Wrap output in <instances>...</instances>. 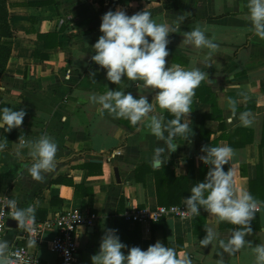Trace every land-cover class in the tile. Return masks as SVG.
<instances>
[{"label":"crops","instance_id":"crops-1","mask_svg":"<svg viewBox=\"0 0 264 264\" xmlns=\"http://www.w3.org/2000/svg\"><path fill=\"white\" fill-rule=\"evenodd\" d=\"M247 5L248 0H8L15 34L5 39L12 54L5 72L0 70V108L24 110L26 116L19 128L9 132L0 128V142L6 145L0 151V199H15L21 207L34 208L39 223L60 211L86 213L92 223L80 227L77 234L82 264H92L91 257L109 229L119 232L124 244L125 229L117 232L118 227L135 228L124 219L127 208L162 206L155 178L162 166L153 167L151 162L154 149L163 146V141L146 127L115 119L90 102V96L108 89L131 92L136 98L145 95L149 101L155 96V92L138 89L137 82L125 80L116 85L108 81L105 70L91 60L92 46L102 35L101 18L110 10L123 9L129 16L149 11L156 22L173 27L183 17L179 30L169 34L166 67H198L208 76L192 100V135L176 138L178 147L165 154V163L171 164L176 177L193 172L199 183L201 168L208 167L199 159L205 154L201 149L229 145L235 155L224 170L232 168L238 192L247 191L261 203L251 221L252 232L246 236L251 244L233 255L224 252L218 241H227L239 226L218 223L203 210L199 216L164 217L153 228L141 224V240L135 239L133 247L140 242L146 250L160 241L175 249L178 257L187 254L192 264H254L252 248L264 244V39L254 33ZM196 27L219 46L209 68L204 63L207 49L183 44L184 32ZM229 98L237 103V115L251 114L250 127L241 126L238 118L228 123ZM156 111L162 110L157 106ZM162 117L165 123L173 118L166 111ZM44 135L58 145L57 165L43 182H37L28 173V149H20L18 143ZM185 198L170 206L184 204ZM203 215L205 222L196 234L194 226ZM8 219L4 234L8 251L22 245L39 264H62L51 249L53 230L45 231L42 241L34 244L16 220ZM208 228L218 233V240L203 247L199 242Z\"/></svg>","mask_w":264,"mask_h":264},{"label":"clouds","instance_id":"clouds-1","mask_svg":"<svg viewBox=\"0 0 264 264\" xmlns=\"http://www.w3.org/2000/svg\"><path fill=\"white\" fill-rule=\"evenodd\" d=\"M248 13L252 29L256 36L264 39V0H248ZM100 32L102 35L92 46L94 55L91 60L105 70L106 79L119 85L123 81L137 82V88L155 92L154 99L149 101L145 95L134 97L131 92L107 90L102 95L89 97L91 103L98 104L115 119L129 121L133 127H146L150 134L163 146L154 149L153 167L165 164V154L169 156L178 144L177 137L188 139L192 135L189 114L196 89L205 80L208 73L198 67L187 69L179 64L166 67L169 56V34L179 30L180 17L175 26L158 23L149 11L137 12L131 16L123 9L108 11L102 16ZM183 44L197 50L207 49L204 59L209 68L213 53L218 49L214 38H209L205 30L196 27L184 32ZM150 38V39H149ZM94 76L95 73H92ZM126 78V79H125ZM159 90V91H156ZM245 99L247 96L245 95ZM157 106L160 113L156 111ZM227 106L231 112L228 123L239 120L241 126L250 127L253 123L247 111L237 115V103L229 98ZM172 115V119L164 122L162 112ZM26 116L24 110L15 111L10 107L0 108V128L6 132L19 128ZM167 133V135H165ZM20 149H28L31 158L28 168L30 178L37 182L46 179L45 174L55 170L57 165V143L49 136H41L36 141H19ZM6 145L0 142V151ZM204 155L199 159L209 166L204 182L191 188V195L184 199L186 213L199 216L201 210L214 216L217 222H227L239 226L227 239H219V246L224 252L233 255L251 242L246 240L251 232V221L259 210L258 202L249 192L237 191L234 186L233 170L227 171L224 166L234 158V150L229 145L210 146L201 149ZM19 155V152L17 153ZM4 208L9 217L18 222V227L30 230L35 223V209L21 207L17 200L8 199ZM218 240V233L213 228L206 229V235L200 243L203 247L212 245ZM36 244V240L31 241ZM124 245L115 229H109L101 239L99 251L91 257L92 264H192L187 254L178 257L175 249L165 246L160 241L150 245L146 250L132 247L125 254ZM9 242L0 238V264H16L9 255ZM255 256L254 264H264V244L252 248Z\"/></svg>","mask_w":264,"mask_h":264},{"label":"built area","instance_id":"built-area-1","mask_svg":"<svg viewBox=\"0 0 264 264\" xmlns=\"http://www.w3.org/2000/svg\"><path fill=\"white\" fill-rule=\"evenodd\" d=\"M7 198L0 199V238H4L9 217L8 209L4 208ZM184 204L175 206H158L155 209L129 206L124 213L125 221L146 224L159 221L164 217H190ZM92 219L84 212L77 210L60 211L44 222H35L30 230H25L26 239L41 242L47 230L55 235L51 241V249L58 254L62 264H82L79 260V244L77 234L80 227L89 225ZM16 264H39L38 258L22 245H15L9 251Z\"/></svg>","mask_w":264,"mask_h":264},{"label":"trees","instance_id":"trees-1","mask_svg":"<svg viewBox=\"0 0 264 264\" xmlns=\"http://www.w3.org/2000/svg\"><path fill=\"white\" fill-rule=\"evenodd\" d=\"M15 32L12 30L9 22V9L8 0H0V70L5 72L7 68L8 61L12 54L11 45L8 44L5 39L13 37ZM2 108V107H1ZM209 171L208 167L201 168V182L205 181L207 173ZM156 187L158 194V202L160 205L170 206L173 204H181L183 197H189L191 195V187L196 184V177L193 172H190L187 176L176 177L175 173L171 169V164H164L161 168L155 171ZM205 215L199 217L198 223L194 226V232L199 234L200 229L205 222ZM164 220V218L159 221ZM159 221H150L148 224L154 225L158 224ZM127 223H130L127 221ZM135 228L133 230L128 229V224H121L118 227L117 232L121 228L125 229L126 241L124 245L127 247L124 249L125 254L127 250L135 246V239L139 238L141 240V223H134ZM119 235V232L116 233ZM200 243V242H199ZM138 247L141 248V243H138Z\"/></svg>","mask_w":264,"mask_h":264},{"label":"water","instance_id":"water-1","mask_svg":"<svg viewBox=\"0 0 264 264\" xmlns=\"http://www.w3.org/2000/svg\"><path fill=\"white\" fill-rule=\"evenodd\" d=\"M116 175H117V178L119 179V172H118V169H116ZM11 219H8V221H10Z\"/></svg>","mask_w":264,"mask_h":264}]
</instances>
